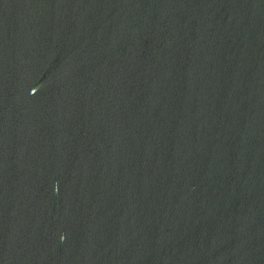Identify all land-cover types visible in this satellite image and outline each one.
Wrapping results in <instances>:
<instances>
[{"label":"water","instance_id":"95a60500","mask_svg":"<svg viewBox=\"0 0 264 264\" xmlns=\"http://www.w3.org/2000/svg\"><path fill=\"white\" fill-rule=\"evenodd\" d=\"M0 264H264V0H0Z\"/></svg>","mask_w":264,"mask_h":264},{"label":"clouds","instance_id":"9594fccd","mask_svg":"<svg viewBox=\"0 0 264 264\" xmlns=\"http://www.w3.org/2000/svg\"><path fill=\"white\" fill-rule=\"evenodd\" d=\"M62 239H63V237H62Z\"/></svg>","mask_w":264,"mask_h":264}]
</instances>
